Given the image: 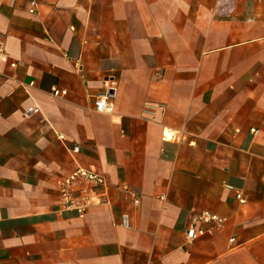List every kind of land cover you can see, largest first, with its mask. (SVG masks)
Listing matches in <instances>:
<instances>
[{"label": "crops", "instance_id": "obj_1", "mask_svg": "<svg viewBox=\"0 0 264 264\" xmlns=\"http://www.w3.org/2000/svg\"><path fill=\"white\" fill-rule=\"evenodd\" d=\"M213 4L0 0V264H264V0ZM77 165L107 180L83 215L58 189Z\"/></svg>", "mask_w": 264, "mask_h": 264}, {"label": "built area", "instance_id": "obj_2", "mask_svg": "<svg viewBox=\"0 0 264 264\" xmlns=\"http://www.w3.org/2000/svg\"><path fill=\"white\" fill-rule=\"evenodd\" d=\"M236 0H214L213 11L219 13L220 15L229 14ZM37 0H28V11L30 13L36 10ZM5 58V40L0 35V74L7 75L1 69V64ZM21 60H10L9 65L11 67L17 64H22ZM74 65L78 70L81 69V64L74 62ZM33 81H29L32 83ZM110 86L105 88L102 92L94 96L93 98V109L102 112H109L112 110V92L110 91ZM50 92L53 95H63L66 93L65 88H60L57 86H51ZM39 110L37 103L33 102L24 108L23 114L29 116L31 113ZM58 137L62 140L64 138L63 134H59ZM79 150V145L76 144L71 148V151L76 152ZM60 201L62 206L66 208L75 209L79 215H83L87 208L96 203L107 202L106 190H107V180L106 176L94 169L86 166L77 165L68 174H66L58 184ZM120 189L124 193H128L132 196V201L135 203L137 197L133 194L131 190L128 189L125 183L120 184ZM234 196L239 202L244 200L241 192L235 190ZM191 220H195L201 223H206L208 227H218L222 224L225 219L224 215L218 214L209 210H200L195 214H191ZM119 223L122 226L129 225V217L126 212H121L119 216ZM204 229L203 226H195L188 224L184 230V237L186 240H191L194 236L200 233ZM232 239L231 237L229 238Z\"/></svg>", "mask_w": 264, "mask_h": 264}]
</instances>
